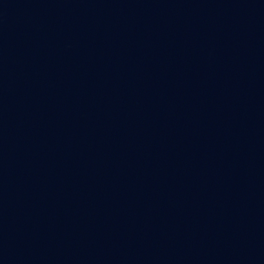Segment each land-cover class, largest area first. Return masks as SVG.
Here are the masks:
<instances>
[{
  "label": "water",
  "instance_id": "95a60500",
  "mask_svg": "<svg viewBox=\"0 0 264 264\" xmlns=\"http://www.w3.org/2000/svg\"><path fill=\"white\" fill-rule=\"evenodd\" d=\"M0 15L109 264H264V0H0Z\"/></svg>",
  "mask_w": 264,
  "mask_h": 264
}]
</instances>
